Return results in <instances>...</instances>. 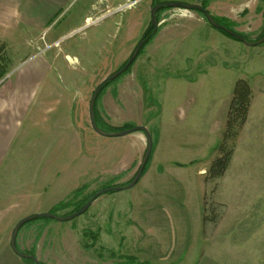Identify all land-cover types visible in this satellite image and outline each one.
Masks as SVG:
<instances>
[{"label": "rangeland", "instance_id": "1", "mask_svg": "<svg viewBox=\"0 0 264 264\" xmlns=\"http://www.w3.org/2000/svg\"><path fill=\"white\" fill-rule=\"evenodd\" d=\"M90 1L71 0L57 25L47 30L10 34L0 30L4 70L0 83L34 54L48 56L51 71L59 75L55 80L59 92L45 99L42 118L28 132L30 141L21 140L22 134L16 141L22 151L26 149L20 177L35 186L47 181L49 191L57 183L63 185L60 192L46 191L31 202L36 213L70 211L73 205L55 206L70 200L83 184L86 188L73 202L104 185L125 183L135 175L146 148L142 131L124 136L95 132L88 119V100L148 26L151 0H137L131 6L126 2L105 14L85 12ZM239 1L234 6L236 18L245 19L250 28L258 26L249 0ZM259 1L260 27L244 33L248 41L264 27V1ZM85 13L91 15L86 24ZM229 20L237 31L249 28ZM159 23L131 68L101 94L97 108L112 125L146 126L153 149L147 167L159 172L161 179L146 185L148 172L130 188L97 196L71 220L35 218L22 224L16 236L18 249L33 252L41 264H117L127 256L149 264H198L202 257L218 264H264V42L246 45L230 38L238 47L213 44L201 25L227 36L191 9H166ZM71 25L75 28L62 30ZM238 78L253 89L248 118L229 142L232 155L226 171L207 181L204 173L217 154ZM9 240L10 236L8 246ZM15 257V264H27Z\"/></svg>", "mask_w": 264, "mask_h": 264}, {"label": "crops", "instance_id": "2", "mask_svg": "<svg viewBox=\"0 0 264 264\" xmlns=\"http://www.w3.org/2000/svg\"><path fill=\"white\" fill-rule=\"evenodd\" d=\"M136 1L137 0H91L90 3H87L85 12H90L92 10L98 11L101 14L110 13L114 10L116 11L118 7L126 2H131L130 5L126 6H131ZM239 2V0L236 2L232 0H208L207 9L213 15L225 16L229 19L236 20L237 24L249 26V28L238 29L239 31L246 34L254 33V27L259 26L258 23L262 14V11L260 13L257 10V8L261 7L260 1L249 0L253 12L258 16L256 18V24L258 26H253L251 28L248 22H244L245 19L239 21L234 14L238 10L234 8V6ZM70 3L71 0H0V30L9 34L14 31L22 33L21 30H47L57 25L60 13L69 6ZM243 6L248 5L245 4ZM251 8H249V10ZM90 18L91 15L85 13L83 17L84 24L88 23ZM71 28H75V26L71 25L69 28H63L62 30H70ZM194 28L196 29L197 27ZM200 28L203 29L202 31L212 36L214 41L211 42L210 40L211 43L224 45L226 47H238L235 40L208 31L203 25H201ZM23 62L24 64H22ZM22 63L19 68L18 66L16 67L18 68L17 70L11 71L14 76L9 73L0 83V237L2 236L0 240V254H3L0 258V264H9L10 261H13L15 264L17 261L15 257L16 254L10 248V243L9 246L7 244L8 237L11 235L12 231L10 225L12 224L13 228L22 215L27 214V212L34 213V209H30L29 207L31 202H36V199L43 196L46 191L55 194L58 191L60 192V189L63 187L62 184H60L62 185L60 186L57 183L52 187L54 191H49L47 181L40 182L35 186L34 182L29 181L30 183H27L25 179L20 177L22 174L21 162L25 157L23 152L26 149L22 151L20 146L16 145L17 138L22 134L21 140L26 139L30 141L29 137H27L29 135L28 132L31 127L36 126V123L42 118L46 110L45 99L50 98L48 95L59 92L57 90L58 85L57 83L55 84V80H57V77L59 78V75L58 73H55V75L51 71V69L53 70L54 68H52V63L48 56L43 53L34 54L24 59ZM251 90L253 94L252 87ZM53 102L58 103V100H53ZM68 111L69 109L66 113H68ZM27 119L29 126L26 127L25 130L23 129V125ZM84 125L86 126L87 124L85 123ZM30 149H28V151ZM31 152L33 151L31 150ZM30 154L32 153H29V155ZM39 167L41 166L39 165ZM155 168L159 170L160 167L157 166ZM153 169H148L147 167L139 180H143L146 173L149 172L151 176L147 178L145 182L146 185L151 186L150 182L155 183L156 181L158 182V180L160 181L161 178L158 177L159 172L154 171V173ZM53 174H56L54 177L56 179L60 174L59 170ZM51 178L53 179V177ZM37 205L38 204H36V206ZM39 211L41 210L38 209L37 212ZM202 258L199 260L198 264H218V262L212 259Z\"/></svg>", "mask_w": 264, "mask_h": 264}, {"label": "trees", "instance_id": "3", "mask_svg": "<svg viewBox=\"0 0 264 264\" xmlns=\"http://www.w3.org/2000/svg\"><path fill=\"white\" fill-rule=\"evenodd\" d=\"M165 1H167V0H151V6H153L157 3L165 2ZM207 3H208V0H200L199 4L203 7V9H205L207 12H209L207 10ZM169 8H171V7L163 6V7H160L155 12V16H156L157 21H159V16H160L161 12L166 10V9H169ZM193 10L198 12L207 21V19L205 18L204 14L202 12H200L197 9H193ZM211 15L216 22H218L219 24H221V25L227 27L228 29L232 30L235 34L241 35L245 39H247L245 37L244 33L237 31L234 28H232V26H231L232 22L228 18L221 17V16H215L213 14H211ZM209 25L212 26L211 24H209ZM152 29H153V26L149 22V28L147 31L148 33L145 32L147 34L145 36H148V37H147V41L144 42L143 47L152 39V37H154L155 34H152V33L149 34V31H151ZM217 30H219L221 33H223L224 35H226L229 38L239 40L236 36H233V35L225 32L223 29H217ZM263 34H264V27H263L262 32L257 37H255V39L250 38V40H252V41L257 40ZM143 47L141 48V50L143 49ZM141 50H140V52H141ZM3 74H4V70L1 69V67H0V79L2 78ZM107 84H109V82ZM103 91L101 93H103ZM251 97H252V90H251L249 83L243 78L236 79L234 86H233L232 97L230 99L228 110L226 113L222 139L216 148L217 154L211 160L210 164L208 165V167L206 169V172L204 173L207 181L214 180V179L221 177L224 174V172L226 171V169L229 165L230 159H231V155H232V149L229 147V142L231 140H234L237 137L240 129L242 128V126L244 125V123L247 120L248 111H249V107L251 104ZM94 118H95V122H96L97 126L106 132H114V131L123 130L126 128H130L132 126H135V125L129 124V123H124L121 126H115V125H112L108 122H105L103 120L102 116L100 115V113L98 112L97 106H95V105H94ZM148 160H149V158L146 161V164H145L144 169L142 171V175L144 174V172L147 169ZM133 177H134V175L129 180H127L125 183L111 184V185L127 184L131 181V179ZM111 185H104L102 188H106V187H109ZM85 188H86L85 184H83L82 186L77 188L73 192V197L78 196ZM102 188H100V189H102ZM97 191H94L93 193L84 196L82 199L77 200L76 202L72 201L73 197L70 200L60 202L59 204H57L55 206V209H64V208L68 207L69 205H73L74 207L70 211L65 212L63 215L75 212L88 199H90ZM106 192H110V191H106ZM52 213L54 214L53 211H52ZM37 218H47V217H37ZM203 218L206 220L205 217H203ZM22 226L23 225H21L20 228ZM16 246H17V244H16ZM17 248H18V246H17ZM31 254H33V252ZM126 258H127L126 261L118 262L117 264H149L146 261H138L134 256H127ZM24 259L27 262V264H34V262L31 259H28V258H24ZM39 264H41L40 261H39Z\"/></svg>", "mask_w": 264, "mask_h": 264}, {"label": "water", "instance_id": "4", "mask_svg": "<svg viewBox=\"0 0 264 264\" xmlns=\"http://www.w3.org/2000/svg\"><path fill=\"white\" fill-rule=\"evenodd\" d=\"M163 6H167V7H171V8L172 7H178V8L191 9V10L197 9V10H199L200 12H202L204 14V16L207 19V21L209 22V24H211L214 28L223 29L225 32H227V33H229V34H231L233 36H236L240 41L244 42L246 45H253V44H259V43L264 42V34L259 39L254 40V41H248L243 36L235 34L232 30H230L227 27H225V26L219 24L218 22H216L213 19L212 15L209 12H207L205 9H203V7L200 4H198V3H183V2H174V1H165V2H161V3H157V4H155V5H153L151 7V10H150V19H151L150 23L153 26L152 34L155 32L156 28L158 27V23H159L157 21V19H156L155 12L157 11V9H159L160 7H163ZM144 41L145 40H140L137 43L135 49L133 50V52L129 56L128 60L126 61V63L119 70L111 73L110 75L105 77L99 83V85L95 88V90L93 91L92 95L90 96L89 103H88L89 122H90V125H91L92 129L95 132H97L98 134L103 135V136H124V135H127L129 133L136 132V131H142L145 134V136H146V148H145V151H144V153L142 155L141 161L139 163L138 169H137L134 177L127 184H124V185H112L110 187H106V188H102V189L98 190L78 210H76L75 212H72L70 214L56 215V214H53V213H50V212H37V213L31 214V215H27V216L22 217L21 219H19L15 223L14 227L12 228L11 235H10V240H9L10 248L16 255H18V256H20L22 258L31 259L34 262V264H39V260L36 258L35 255L21 252L16 246V236H17L18 230H19L20 226L22 224H24L25 222L30 221L32 219H35L37 217L54 218V219H56L58 221L71 220L74 217L82 214L89 207L91 202L97 196L105 193L106 191H117V190H120V189H123V188H130L134 184H136L137 181L140 179V177L142 175V171H143L144 166L146 164V161L149 158V156L151 154V151H152V138H151V135H150L148 129L144 125H135V126H132L130 128H126V129L118 130V131H114V132H106V131L100 129L97 126V124L95 122V118H94V101H95V98H96L98 92L100 91L101 87L105 83H107L108 81H111L115 77L120 75L123 71L126 70L127 66L132 63V61L135 59V57H136L141 45L144 43Z\"/></svg>", "mask_w": 264, "mask_h": 264}, {"label": "flooded vegetation", "instance_id": "5", "mask_svg": "<svg viewBox=\"0 0 264 264\" xmlns=\"http://www.w3.org/2000/svg\"><path fill=\"white\" fill-rule=\"evenodd\" d=\"M157 10H158V9H157ZM162 12H163V11H162ZM162 12H161V13H162ZM158 22H159V21H158ZM159 24H160V23H159ZM158 27H159V25H158ZM158 27L156 28V30H155V32H154L153 34H156V33H157ZM148 28H149V24H148V26L142 31L139 40L136 42V44L134 45L133 49L130 51V54L127 55V56L123 59V61H122V62H121V63H120V64H119V65H118V66H117L112 72H110V74L113 73V72H115V71H117V70H119V69H120V68L126 63V61L128 60L129 56L131 55V53L133 52V50L135 49L137 43H138L140 40H145V41H147V37H148V36H145V35H147L146 33H148V32H147V31H148ZM152 31H153V29H152L151 31H149V34H151ZM145 32H146V33H145ZM145 41H144V42H145ZM143 44H144V43H143ZM143 44L141 45V47H140V49H139V51H138V53H137L135 59L132 61V63H131L130 65H128L127 68H126V70L123 71L120 75H118L117 77H115L113 80L108 81L109 84L112 83V82H115L116 80H118V79L122 76V74L126 73L127 70L131 68V66H132L133 63L135 62L136 58L138 57V55H139V53H140V50H141V48L143 47ZM110 74H109V75H110ZM106 77H107V76H106ZM104 78H105V77H104ZM104 78H102V79L97 83V85L95 86V88L99 85V83H100ZM108 82H107V83H108ZM107 83H105V84L101 87L100 91L98 92V94H97V96H96V98H95V101H94V105H95V106H97V105L100 103V96H101V94H102L101 92H102L103 90L105 91L106 88L109 86V84H107ZM95 88L92 90L91 95H92L93 91L95 90ZM104 91H103V92H104ZM91 95H90V96H91ZM89 99H90V98H89ZM88 103H89V100H88Z\"/></svg>", "mask_w": 264, "mask_h": 264}, {"label": "built area", "instance_id": "6", "mask_svg": "<svg viewBox=\"0 0 264 264\" xmlns=\"http://www.w3.org/2000/svg\"><path fill=\"white\" fill-rule=\"evenodd\" d=\"M130 4H131V2H129V3H128V4H126V5H130ZM121 6H122V5H121ZM121 6H120V7H121ZM120 7H118V9H119Z\"/></svg>", "mask_w": 264, "mask_h": 264}]
</instances>
